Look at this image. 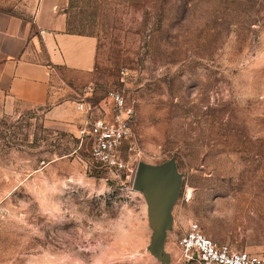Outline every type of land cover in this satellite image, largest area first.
I'll return each mask as SVG.
<instances>
[{"label": "rangeland", "instance_id": "374dc122", "mask_svg": "<svg viewBox=\"0 0 264 264\" xmlns=\"http://www.w3.org/2000/svg\"><path fill=\"white\" fill-rule=\"evenodd\" d=\"M33 2L0 0V11ZM62 10L68 32L98 43L92 72L53 70V103L84 104V121L66 129L47 108L0 105V264H192L179 238L194 224L264 250V0H62ZM117 95L132 112L122 172L79 133L87 119L111 122ZM168 162L180 193L159 248L134 181L141 163Z\"/></svg>", "mask_w": 264, "mask_h": 264}, {"label": "crops", "instance_id": "0c3cea01", "mask_svg": "<svg viewBox=\"0 0 264 264\" xmlns=\"http://www.w3.org/2000/svg\"><path fill=\"white\" fill-rule=\"evenodd\" d=\"M67 26L62 0H34L25 14L0 11L2 107L47 108V121L66 129H77L84 121L76 101H52L54 68L90 73L97 62V39L70 33Z\"/></svg>", "mask_w": 264, "mask_h": 264}, {"label": "built area", "instance_id": "2783aa9c", "mask_svg": "<svg viewBox=\"0 0 264 264\" xmlns=\"http://www.w3.org/2000/svg\"><path fill=\"white\" fill-rule=\"evenodd\" d=\"M115 114L111 122L105 119H87L80 129V137L92 139V157L103 167L117 172L127 166L120 156V148L130 137L129 122L131 110L126 108L121 96H113ZM77 109L85 112L84 104ZM188 199V197H186ZM182 261L192 264H264V250L258 252L241 251L229 244L216 242L207 236L198 225H192L179 238Z\"/></svg>", "mask_w": 264, "mask_h": 264}, {"label": "water", "instance_id": "95a60500", "mask_svg": "<svg viewBox=\"0 0 264 264\" xmlns=\"http://www.w3.org/2000/svg\"><path fill=\"white\" fill-rule=\"evenodd\" d=\"M180 181L172 162L162 166L141 163L137 169L134 188L142 191L148 200L150 222L159 248L173 225V208L179 197Z\"/></svg>", "mask_w": 264, "mask_h": 264}, {"label": "trees", "instance_id": "16d2710c", "mask_svg": "<svg viewBox=\"0 0 264 264\" xmlns=\"http://www.w3.org/2000/svg\"><path fill=\"white\" fill-rule=\"evenodd\" d=\"M71 33V32H70ZM81 34V33H80ZM42 109V108H41Z\"/></svg>", "mask_w": 264, "mask_h": 264}]
</instances>
